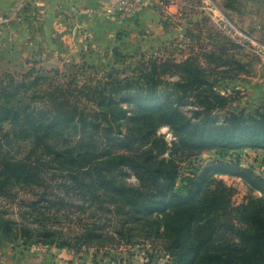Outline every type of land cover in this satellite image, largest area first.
Masks as SVG:
<instances>
[{
	"label": "trees",
	"instance_id": "16d2710c",
	"mask_svg": "<svg viewBox=\"0 0 264 264\" xmlns=\"http://www.w3.org/2000/svg\"><path fill=\"white\" fill-rule=\"evenodd\" d=\"M158 60L150 58L146 68L125 79L109 74L97 85L71 86L69 96L62 94L63 87H54L45 92L49 102L43 108L33 107L37 97L16 103L15 94L0 96V124L8 123L14 139L32 145L23 158L0 156V201L13 200L19 186L41 189L38 198L25 201L32 211L42 215L43 208L73 201L88 204L118 220L119 236L131 233V225L162 215L167 218L165 248L175 264H264V178L238 161L181 173V164L205 152L226 156L264 150V105L255 114L231 109V99L214 91L197 58L167 65ZM206 60L210 70L214 54ZM166 67L178 81L164 79ZM39 81L41 77L26 81L17 90L32 89ZM164 127L172 132L171 143L159 135ZM69 130L79 136L75 147L52 150L50 142ZM39 148L44 151L38 155ZM216 176L239 178L261 194L236 209L243 227L231 240L238 238L244 247L226 241L222 251L210 246L219 230L216 213L231 204L234 193L217 183ZM44 203L48 206L40 207ZM7 215L0 207L1 233L71 247L47 228V221H27L24 213L20 220ZM78 236L85 246L108 237L96 225Z\"/></svg>",
	"mask_w": 264,
	"mask_h": 264
},
{
	"label": "rangeland",
	"instance_id": "374dc122",
	"mask_svg": "<svg viewBox=\"0 0 264 264\" xmlns=\"http://www.w3.org/2000/svg\"><path fill=\"white\" fill-rule=\"evenodd\" d=\"M164 2L177 7V11L174 9L171 14L161 15L168 34L167 41L160 46L148 47L130 42L128 36L121 33L117 47L96 58L90 55V48H82L70 55L58 49L62 35L58 28H52L53 18L45 12L46 7L41 0H0V96L6 92L15 94L16 103L37 97L33 107L43 108L49 102L45 92L54 87H63L62 94L69 96L67 90L71 86L97 85L95 82L109 74L119 79L131 77L142 66L146 68L150 58H158V63L166 62L167 65L193 57L206 68L205 76L214 91L231 99V109L257 113L264 105V0ZM70 12L74 10L70 8L64 16H69L67 13ZM80 29L73 31L75 37L82 35ZM48 51H54V57ZM210 53L214 54L215 62L210 64L213 70L208 69L206 60ZM166 68L164 79L178 81L171 67ZM36 77H41L38 85L29 90H17L22 83H30ZM9 132L8 123L0 124V156L23 158L29 154L32 145L28 141L22 143L14 139ZM159 135L164 136L168 143L175 140L166 127L160 130ZM77 139L78 134L69 130L50 144L54 146L52 150L71 151ZM42 151L43 148L36 150L38 155ZM230 161H238L243 168L253 169L264 178V150L250 149L226 156L216 150L202 153L181 164V173L186 176L195 171L198 173L209 164ZM216 180L233 189L234 193L231 204L216 213L219 230L210 246L222 251L228 245L224 243L226 241L244 247L238 238L234 242L231 240L236 229L243 227L235 218L236 209L257 201L261 194L252 192L239 178L216 176ZM130 182L136 183V180L131 178ZM215 188L216 184L207 192ZM41 191L19 186L13 200H1L0 207L7 211L10 219L20 220L24 213L23 219L27 221H47V228L56 231L60 239H67L71 247L58 248L57 245L36 241V238L28 241L0 232V264H71L67 256H59L57 262L53 261V255L57 257L58 253L56 249L81 255V263L77 264H175L165 248L168 243L165 216L154 215L146 222L129 226L131 233L119 236L115 234L119 230L118 220L110 219L104 215L105 212L88 204L73 201L50 210L43 208L42 215L32 211L25 201L38 198ZM55 197L58 196L55 194ZM46 206L44 203L40 207ZM94 225L108 237L101 244L81 245L78 235Z\"/></svg>",
	"mask_w": 264,
	"mask_h": 264
},
{
	"label": "crops",
	"instance_id": "0c3cea01",
	"mask_svg": "<svg viewBox=\"0 0 264 264\" xmlns=\"http://www.w3.org/2000/svg\"><path fill=\"white\" fill-rule=\"evenodd\" d=\"M107 2L108 0H41V4L46 7L45 12L53 18L52 28H58L62 35V44L60 42L58 49H63L70 55L82 48L84 50L90 48V55L97 58L117 47L121 33H125L130 42L146 44L148 47L160 46L167 41L168 34L161 15L171 14L174 9L177 11L176 6H169L161 0H146L144 9L124 19L92 17L86 13L89 9L104 8ZM70 8L74 12L67 13L70 18L65 17ZM76 28H81L79 31L82 35L75 37L73 31ZM55 49L57 51L56 47ZM48 53L54 57V51ZM56 252L57 257L53 255V261L57 262L59 256H67L71 264L81 263V255L61 249H56Z\"/></svg>",
	"mask_w": 264,
	"mask_h": 264
},
{
	"label": "built area",
	"instance_id": "2783aa9c",
	"mask_svg": "<svg viewBox=\"0 0 264 264\" xmlns=\"http://www.w3.org/2000/svg\"><path fill=\"white\" fill-rule=\"evenodd\" d=\"M171 1L172 0H161ZM146 0H108L102 9H89L86 11L92 17L127 18L144 9Z\"/></svg>",
	"mask_w": 264,
	"mask_h": 264
}]
</instances>
